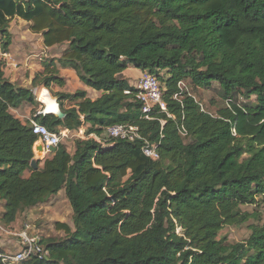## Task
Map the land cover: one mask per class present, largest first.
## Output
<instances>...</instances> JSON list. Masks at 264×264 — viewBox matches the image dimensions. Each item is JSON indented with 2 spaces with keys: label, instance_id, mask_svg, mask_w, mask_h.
I'll return each instance as SVG.
<instances>
[{
  "label": "trees",
  "instance_id": "obj_1",
  "mask_svg": "<svg viewBox=\"0 0 264 264\" xmlns=\"http://www.w3.org/2000/svg\"><path fill=\"white\" fill-rule=\"evenodd\" d=\"M14 17L31 22L45 46H65L59 62L104 92L61 93L77 101L61 104L64 118L34 120L51 132L88 123L86 135L135 126L142 138L101 146L76 137L73 153L60 142L32 169L37 137L9 110L35 97L3 76L0 60V221L9 226L62 189L72 210V226L54 223L62 237L40 238L45 257L17 264H264L260 213L242 210L264 203V0H0L5 50ZM128 67L157 75L166 112L144 117ZM44 74L45 87L63 84L52 61ZM184 79L195 89L217 83L226 105L212 114L188 92L175 98ZM240 94L256 103L239 104ZM144 141L159 144L158 159L142 154ZM251 219L245 240L217 238ZM0 264L8 263L0 256Z\"/></svg>",
  "mask_w": 264,
  "mask_h": 264
},
{
  "label": "crops",
  "instance_id": "obj_2",
  "mask_svg": "<svg viewBox=\"0 0 264 264\" xmlns=\"http://www.w3.org/2000/svg\"><path fill=\"white\" fill-rule=\"evenodd\" d=\"M30 26L31 22L25 21L19 17H14L10 20L8 27L11 42L7 49L9 56L4 60L2 65L3 76L14 85L31 89L36 102V104L23 102L18 107L10 108L9 111L15 118L19 119L22 123L28 124L29 120L32 119L35 114H46L44 111L45 101L40 99L39 94L42 90H44L47 96L49 95L54 99V101L57 99L60 107L62 104L65 108L74 106L77 101L70 99H64L62 101L59 98V94L61 93L72 94L76 91H84L86 97L91 100L98 99L104 94L102 91H97L86 86L79 79L76 71L72 67L59 62V58L62 56L65 46H45L43 44L42 35L31 32ZM51 61L58 72L57 76L63 79V84L58 85L55 82H51L48 87H45L40 80L41 77L45 76V65ZM143 72L144 71L140 69L128 67L122 74L128 80L129 84L136 88ZM36 77H38V81L33 83ZM87 128H89V124L85 123L76 130H69V135L79 136L85 132ZM67 150L73 153L74 145L67 146ZM33 154L34 159L37 161L42 160L44 157L42 145L38 140L34 143ZM39 165H41V163H38V166ZM30 173L31 170H25L23 176L27 178ZM56 201H63L69 204L63 189L57 194L50 196L45 202L19 212L15 220H22L23 216L32 218L35 211L55 206L56 204L53 205L52 203ZM3 212L4 201L0 200V220ZM35 217H37V215H35ZM7 241L9 240L6 236H3V238L0 237V254L11 253V249L7 244L9 242ZM15 244L17 245V250L19 242Z\"/></svg>",
  "mask_w": 264,
  "mask_h": 264
},
{
  "label": "built area",
  "instance_id": "obj_3",
  "mask_svg": "<svg viewBox=\"0 0 264 264\" xmlns=\"http://www.w3.org/2000/svg\"><path fill=\"white\" fill-rule=\"evenodd\" d=\"M8 56L9 54L7 50L3 48L2 36L0 35V60L2 61V64ZM178 87L180 89V93H177L175 98L178 97L181 92H186V87L183 84V80L178 83ZM136 89L138 90L136 98L141 103V111L145 118L149 119L155 110L166 112V104L164 102V87L157 75L148 71H144ZM188 94L191 95L190 93ZM192 97L197 102L202 111L208 112L194 96ZM28 124L32 133L36 135L37 140L42 145L44 152V157L42 159L50 156L52 154L50 150L51 147H57L62 139L69 134L68 129H59L57 132H51L46 126L34 120V118L30 119ZM179 132L182 137H186L187 133L183 127L180 128ZM78 137L91 138L101 146L110 145L114 140L135 141L137 139H142L137 128L135 126L128 125L108 126L104 128L101 133L90 132L86 135L83 132ZM158 145V143L144 141L141 146V152L145 157L151 160H156L158 159ZM0 229H2L1 223ZM18 236L20 237V242L16 252L13 254H0L4 262L8 264H17L19 262L29 260L32 256H37L40 259L46 256V251L40 244V239L37 236H29L26 231L21 233L19 232Z\"/></svg>",
  "mask_w": 264,
  "mask_h": 264
},
{
  "label": "rangeland",
  "instance_id": "obj_4",
  "mask_svg": "<svg viewBox=\"0 0 264 264\" xmlns=\"http://www.w3.org/2000/svg\"><path fill=\"white\" fill-rule=\"evenodd\" d=\"M183 84L186 87V92L194 96L203 105L204 109L212 114H215L219 108L225 106L227 103L218 94L220 89L217 83H212L211 87L208 89H195L191 85L189 79H184ZM49 100H52V98L48 95V100L46 102H49ZM235 101L242 105H254L256 103V96L252 95L247 98L243 94H240L235 96ZM69 134L61 141L68 147L71 146L73 140L78 137V135ZM259 200L261 199L259 198ZM52 204L56 205L40 211H35L32 218L23 216L22 220H15L14 223L9 226H5L0 221L2 225V229H0V237L3 238V236H6V238H8L9 241L7 242L9 243L7 244L11 249V254L16 252L17 245L15 243L20 242V237L18 236L19 232L26 231L29 236H37L39 239L46 236L60 238L63 236V232L55 230L54 223L59 221L72 226V210L69 204L64 203L63 201H56ZM242 210L250 212L255 210L259 212L260 219L257 222L258 224H264V203L259 202L258 206H242ZM35 215H37V217H35ZM252 223H254V220L251 219L242 225L224 226L219 231L217 238L226 239V242L231 244L245 240L250 234L249 225Z\"/></svg>",
  "mask_w": 264,
  "mask_h": 264
},
{
  "label": "water",
  "instance_id": "obj_5",
  "mask_svg": "<svg viewBox=\"0 0 264 264\" xmlns=\"http://www.w3.org/2000/svg\"><path fill=\"white\" fill-rule=\"evenodd\" d=\"M45 113H50V114H54L55 116H57L59 119L64 118L65 114L63 113V111L61 110V107L59 106L57 99L55 100V107L54 110L51 112H45ZM57 147H51V152L54 153L56 151ZM38 166V161L36 159H32L30 162V167L32 169H36Z\"/></svg>",
  "mask_w": 264,
  "mask_h": 264
},
{
  "label": "bare ground",
  "instance_id": "obj_6",
  "mask_svg": "<svg viewBox=\"0 0 264 264\" xmlns=\"http://www.w3.org/2000/svg\"><path fill=\"white\" fill-rule=\"evenodd\" d=\"M40 99L41 100H44L45 101V109H44V111L45 112H51V111H53L54 110V107H55V101H54V99H52V100H49V102H46L47 100H48V96L46 95V93L44 92V90H42L40 93ZM39 96V95H38ZM39 98V97H38ZM43 102V101H42ZM48 107V108H47ZM47 110V111H46Z\"/></svg>",
  "mask_w": 264,
  "mask_h": 264
}]
</instances>
